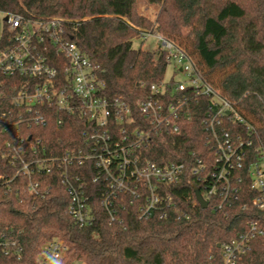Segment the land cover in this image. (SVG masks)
<instances>
[{
  "label": "trees",
  "instance_id": "16d2710c",
  "mask_svg": "<svg viewBox=\"0 0 264 264\" xmlns=\"http://www.w3.org/2000/svg\"><path fill=\"white\" fill-rule=\"evenodd\" d=\"M147 3L156 9L155 19L140 13L138 0H0V13L71 20L67 37L97 63L107 94L122 97L133 106L142 95L140 85L159 83L166 73L162 55L134 48L140 30L165 33L168 38H182L187 32L184 48L234 102L239 115L255 126L253 133L245 123L227 124L233 135L251 143L245 147L243 168L237 172L241 178L238 199L217 209L218 198L206 197L201 186L185 181L174 192L178 214L166 220L141 221L135 208H126L111 223L94 185L91 204L97 222L81 229L68 212L70 198L57 175L44 176V184L50 188L45 198L29 193L26 179L16 176V167L6 157L7 142L16 128L9 130L0 124V175L13 179L10 188L0 192V234L18 240L27 264H38L41 247L53 239L67 245L66 264H221L219 245L247 233L250 222L264 230V211L252 205L256 194L249 175L258 152H264V0ZM7 40L5 23L0 50ZM218 73L221 77L216 79ZM0 80L10 99L14 94L10 86L19 78L0 76ZM13 108L3 99L0 116ZM24 130L43 140L49 156L59 157L83 145L85 125L73 115L64 116L63 125L52 119L44 127ZM155 151L158 157L152 159L160 163L166 162L167 155L180 161L183 154L195 151L210 154L202 119L193 120L188 131L168 142L157 141ZM197 193L206 200V209L197 203ZM238 264H264V236L252 240L250 251Z\"/></svg>",
  "mask_w": 264,
  "mask_h": 264
},
{
  "label": "built area",
  "instance_id": "2783aa9c",
  "mask_svg": "<svg viewBox=\"0 0 264 264\" xmlns=\"http://www.w3.org/2000/svg\"><path fill=\"white\" fill-rule=\"evenodd\" d=\"M6 19L8 40L0 50V76L19 78V82L11 84L14 94L9 99L0 80V102L7 98L14 106L0 116V124L16 128L7 142L6 157L16 167V176L26 179L31 195L45 198L50 188L44 176L57 175L70 198L68 212L81 229L97 222L91 204L94 185L111 223L126 208H135L141 221L178 214L174 192L185 181L201 186L206 197L218 198L217 209L238 199L241 178L237 172L251 143L233 135L227 124L245 123L253 133L255 126L239 115L234 102L182 45L163 33L140 30L141 40L158 42L153 52L164 57L166 73L159 83L141 84L142 95L133 106L107 94L97 63L67 37L71 20L14 14ZM169 69L172 74L167 78ZM73 115L84 121V142L59 157L49 156L43 140L24 130L44 127L52 119L63 125L64 116ZM199 117L210 154L195 151L183 154L180 161L167 155L161 163L152 159L158 157L157 141L168 142L188 131ZM249 175L256 194L252 205L264 211V152H258ZM11 182L0 175V192L9 189ZM262 236L264 230L250 222L247 233L221 245V264H238L250 251L252 240ZM67 252L63 241L53 239L41 247L38 264H66ZM23 254L16 238L0 234V264H27Z\"/></svg>",
  "mask_w": 264,
  "mask_h": 264
},
{
  "label": "rangeland",
  "instance_id": "374dc122",
  "mask_svg": "<svg viewBox=\"0 0 264 264\" xmlns=\"http://www.w3.org/2000/svg\"><path fill=\"white\" fill-rule=\"evenodd\" d=\"M139 2V8H140V13L142 15L148 16L150 19H155L156 16V9L152 6H150L147 3V0H138ZM5 19H6V15L3 13H0V41L2 39L3 36V31L5 28ZM143 30V29H142ZM150 31V30H149ZM166 37L168 35H166L165 33H163ZM186 34L187 32L184 33V36L182 38H172L170 37V39H173L175 41H177L178 43H182L183 47H186V43H187V38H186ZM133 46L135 49H141L143 51H156L158 49V42L153 39V38H149L147 41H143L141 39H136L134 40ZM172 74V69H169L167 71L166 77L168 78L170 75ZM219 77H221V73H218L215 75L216 79H219ZM178 79H181L180 76H178Z\"/></svg>",
  "mask_w": 264,
  "mask_h": 264
},
{
  "label": "water",
  "instance_id": "95a60500",
  "mask_svg": "<svg viewBox=\"0 0 264 264\" xmlns=\"http://www.w3.org/2000/svg\"><path fill=\"white\" fill-rule=\"evenodd\" d=\"M5 20H7V19H5ZM197 201L199 202L200 206L203 209H206L207 208V203H206V201L203 200V198L200 195V193H197ZM218 247L221 248V245H219Z\"/></svg>",
  "mask_w": 264,
  "mask_h": 264
}]
</instances>
